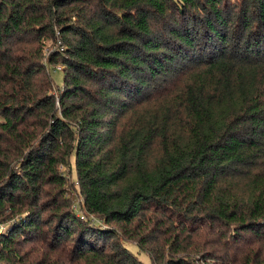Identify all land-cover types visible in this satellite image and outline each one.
<instances>
[{
  "label": "trees",
  "instance_id": "1",
  "mask_svg": "<svg viewBox=\"0 0 264 264\" xmlns=\"http://www.w3.org/2000/svg\"><path fill=\"white\" fill-rule=\"evenodd\" d=\"M227 1L0 0V220L26 213L0 264H195L208 221L264 242V0Z\"/></svg>",
  "mask_w": 264,
  "mask_h": 264
},
{
  "label": "rangeland",
  "instance_id": "2",
  "mask_svg": "<svg viewBox=\"0 0 264 264\" xmlns=\"http://www.w3.org/2000/svg\"><path fill=\"white\" fill-rule=\"evenodd\" d=\"M246 1L248 0H228L227 3L232 8L244 4ZM62 69L63 66L60 65L52 67L51 69L52 76L59 86L63 85L64 73ZM62 170L66 171L67 169L63 166ZM72 185L68 187L66 196L71 199L74 203V208L81 214L79 208L81 196L77 191L78 185ZM25 214V212H22L0 220V222L5 224L6 232H8L13 224L23 219ZM205 228V239L208 240L211 245H208L206 249L208 252L199 254L195 257V264H264V242L260 241L259 238L255 236V231L244 230L242 227H237L236 225L229 228L219 221H208ZM75 233L77 235V230H75ZM150 236L157 239L161 234L155 232L153 234L150 233ZM163 237L164 236H162V238ZM21 240L25 241V239ZM123 241L127 247L131 248L141 264H156L146 247L145 249L141 248L137 245L138 242L133 239ZM154 244L156 246V243ZM30 245L31 244H29L28 247ZM152 245L153 244L148 246L152 247ZM68 248L71 254L75 249L74 244L70 242ZM57 256H60V254L58 253ZM75 260L76 259H73L71 263L68 262L67 264H76ZM15 264H19V262L16 261Z\"/></svg>",
  "mask_w": 264,
  "mask_h": 264
},
{
  "label": "built area",
  "instance_id": "3",
  "mask_svg": "<svg viewBox=\"0 0 264 264\" xmlns=\"http://www.w3.org/2000/svg\"><path fill=\"white\" fill-rule=\"evenodd\" d=\"M6 232V226L4 223L0 222V236Z\"/></svg>",
  "mask_w": 264,
  "mask_h": 264
}]
</instances>
